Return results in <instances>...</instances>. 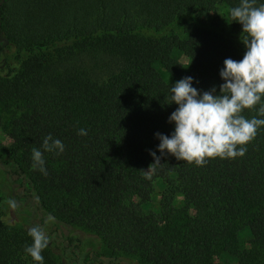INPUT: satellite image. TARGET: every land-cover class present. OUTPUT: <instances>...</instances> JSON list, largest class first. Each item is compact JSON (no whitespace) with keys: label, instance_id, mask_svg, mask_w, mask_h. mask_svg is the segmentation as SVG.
<instances>
[{"label":"trees","instance_id":"obj_1","mask_svg":"<svg viewBox=\"0 0 264 264\" xmlns=\"http://www.w3.org/2000/svg\"><path fill=\"white\" fill-rule=\"evenodd\" d=\"M238 2L0 0V110L10 112L0 119L10 140L0 144V172L17 180L14 197L34 214V225L21 227L0 213V264H36L24 252L35 225L59 238L71 261L80 240L62 235L63 227L99 237L105 251L87 252L81 264H217L222 254L264 264V126L243 155L201 165L159 152L151 165L149 155L154 134L173 130L176 105L166 104L173 81L191 76L198 89L218 92L224 59L242 58L241 26L229 17ZM220 6L230 36L218 27ZM258 107L242 115L250 119ZM49 134L62 153L43 151ZM34 147L46 175L32 167ZM147 179L163 188L156 209ZM3 199L0 187V208ZM245 226L249 245L240 249ZM41 255L56 264L49 244Z\"/></svg>","mask_w":264,"mask_h":264},{"label":"clouds","instance_id":"obj_2","mask_svg":"<svg viewBox=\"0 0 264 264\" xmlns=\"http://www.w3.org/2000/svg\"><path fill=\"white\" fill-rule=\"evenodd\" d=\"M229 17L241 26L243 39L240 36V40L245 48L242 58L224 59L219 70L223 82L218 92L216 86L206 91L198 89L191 76L170 85L166 104L176 105L168 116L173 130L169 135L154 134L159 143L156 151L149 152L153 157L151 165L158 164L160 156L165 154L196 165L203 164L206 158L243 155L246 151L243 146L264 126V118H257L264 117V2L239 0L229 9ZM256 105H259L256 116L249 119L242 115L245 109H253ZM78 134L87 133L80 129ZM41 148L56 154L64 151L62 141L50 134L44 137ZM31 159L32 167L46 175L40 148H32ZM27 232L32 242L24 252L36 264H43L41 253L49 244L48 238L39 225L28 228Z\"/></svg>","mask_w":264,"mask_h":264},{"label":"rangeland","instance_id":"obj_3","mask_svg":"<svg viewBox=\"0 0 264 264\" xmlns=\"http://www.w3.org/2000/svg\"><path fill=\"white\" fill-rule=\"evenodd\" d=\"M217 21L218 27L221 31L230 36V26L227 19L226 8L224 6H220L218 9ZM210 19L207 20V23H210ZM163 77L166 80H170V77L163 72ZM173 82H176L174 80ZM10 115V112L1 111L0 110V119L1 121H6ZM10 140L6 135L2 124L0 123V144L3 146H8ZM1 171V170H0ZM147 183L153 187V192L151 195L150 208L156 209L159 205L160 196L163 191L162 186L156 180L147 179ZM0 187L3 191L4 199L1 203L0 213L1 217L17 226L27 227L33 217L32 207L30 204L26 202H21L15 199L14 192L18 189V182L16 179H13L10 175H7L5 172H0ZM182 198L178 197L174 201V207L181 206ZM14 205V206H13ZM34 225V223H31ZM54 227L53 222L48 217L46 218V225L44 227L45 232L49 233L51 229ZM62 235L67 237L77 238L80 240V247L77 251V260L71 261V258L66 249H64L61 245L59 238H55L52 234V238H49V246L50 251L52 252V256L55 259L56 264H81V260L83 256L92 250L105 251V245L102 240L97 237L95 234L77 226H69L63 227L61 230ZM250 239V232L248 227H243L238 234V246L240 249L248 247V241ZM124 260H132L136 263V260L131 259L127 256L121 257ZM214 261L217 264H236V256L235 255H219L218 257H214Z\"/></svg>","mask_w":264,"mask_h":264}]
</instances>
